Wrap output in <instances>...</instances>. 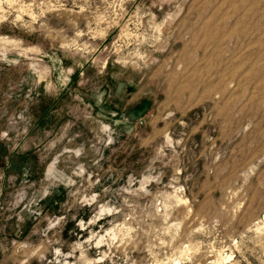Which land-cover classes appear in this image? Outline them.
<instances>
[{"label": "rangeland", "instance_id": "1", "mask_svg": "<svg viewBox=\"0 0 264 264\" xmlns=\"http://www.w3.org/2000/svg\"><path fill=\"white\" fill-rule=\"evenodd\" d=\"M0 264H264V0H0Z\"/></svg>", "mask_w": 264, "mask_h": 264}, {"label": "water", "instance_id": "2", "mask_svg": "<svg viewBox=\"0 0 264 264\" xmlns=\"http://www.w3.org/2000/svg\"><path fill=\"white\" fill-rule=\"evenodd\" d=\"M123 86V83L120 81L114 85L117 89V95H119L120 87ZM151 103V100L142 98L140 102L135 104L131 109H129L123 115H126L130 118V120H135V118H141L144 115V112L147 110L148 105Z\"/></svg>", "mask_w": 264, "mask_h": 264}]
</instances>
